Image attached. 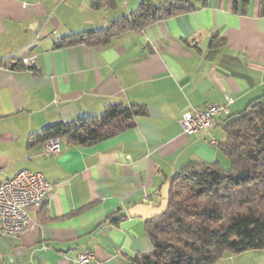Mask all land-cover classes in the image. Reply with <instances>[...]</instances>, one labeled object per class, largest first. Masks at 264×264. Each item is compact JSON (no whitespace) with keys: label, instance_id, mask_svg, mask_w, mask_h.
<instances>
[{"label":"crops","instance_id":"obj_1","mask_svg":"<svg viewBox=\"0 0 264 264\" xmlns=\"http://www.w3.org/2000/svg\"><path fill=\"white\" fill-rule=\"evenodd\" d=\"M96 1L0 0V183L28 170L53 186L42 208H29L27 232L0 237V264H77L86 251L98 264H130L150 253L148 222L129 210L158 207L163 186L190 165H230L225 125L264 101V0H188L196 11L106 45L56 49L64 37L130 19L147 0H102L97 9ZM33 58L36 68L11 70ZM226 97L234 104L210 132H183L186 112ZM119 105L146 115L93 146L60 138L61 152L45 156L43 142L32 145L48 127ZM217 264H264V250Z\"/></svg>","mask_w":264,"mask_h":264},{"label":"trees","instance_id":"obj_2","mask_svg":"<svg viewBox=\"0 0 264 264\" xmlns=\"http://www.w3.org/2000/svg\"><path fill=\"white\" fill-rule=\"evenodd\" d=\"M190 1L154 7L147 0L130 19L100 31L64 37L54 47L106 45L121 34L196 11ZM101 3L96 1V9ZM23 69V61L11 66L13 71ZM145 115L122 105L108 107L100 118L48 127L32 145L65 138L74 145L93 146L120 135ZM224 131L223 151L230 169L190 165L178 172L171 179L168 212L147 223L152 251L130 264H217L226 254L264 250V101H255L231 117Z\"/></svg>","mask_w":264,"mask_h":264},{"label":"built area","instance_id":"obj_3","mask_svg":"<svg viewBox=\"0 0 264 264\" xmlns=\"http://www.w3.org/2000/svg\"><path fill=\"white\" fill-rule=\"evenodd\" d=\"M29 68L37 67L36 59H28L24 62ZM234 101L226 97L224 105H210L200 111L186 112L180 125L186 135H194L198 132H210L216 118L223 114H229V108ZM60 138L49 139L43 143L45 156L57 155L61 152ZM212 144L219 145L217 141ZM53 186L49 184L43 175L28 170L20 172L16 177L4 183H0V237H17L27 232L33 222L29 208L40 209L45 204ZM77 264H98L95 255L86 251L78 255Z\"/></svg>","mask_w":264,"mask_h":264},{"label":"water","instance_id":"obj_4","mask_svg":"<svg viewBox=\"0 0 264 264\" xmlns=\"http://www.w3.org/2000/svg\"><path fill=\"white\" fill-rule=\"evenodd\" d=\"M171 182H167L161 191L162 201L158 207H152L148 205H137L129 210V216L131 218H141L145 222H152L163 217L169 209Z\"/></svg>","mask_w":264,"mask_h":264},{"label":"rangeland","instance_id":"obj_5","mask_svg":"<svg viewBox=\"0 0 264 264\" xmlns=\"http://www.w3.org/2000/svg\"><path fill=\"white\" fill-rule=\"evenodd\" d=\"M24 65H25V64H24ZM224 169H225V170L230 169V165H229V164H228V165H225Z\"/></svg>","mask_w":264,"mask_h":264}]
</instances>
